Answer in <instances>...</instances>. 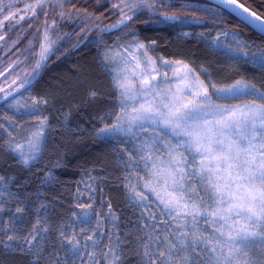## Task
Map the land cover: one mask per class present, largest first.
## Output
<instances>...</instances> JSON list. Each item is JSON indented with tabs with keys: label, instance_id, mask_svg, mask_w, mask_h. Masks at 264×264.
I'll list each match as a JSON object with an SVG mask.
<instances>
[{
	"label": "trees",
	"instance_id": "obj_1",
	"mask_svg": "<svg viewBox=\"0 0 264 264\" xmlns=\"http://www.w3.org/2000/svg\"><path fill=\"white\" fill-rule=\"evenodd\" d=\"M156 1L153 10H141L112 30V25L124 19L119 10L121 0L63 1L66 13L75 11L78 22H60L67 36L33 81L18 92L27 100H36V112L47 119L42 151L33 162L24 164L8 146L2 122L10 99L0 102V264H73L67 238L73 243L80 241V254L85 252V240L65 231L85 212L110 219L113 247L117 236L121 242L122 264H143L141 239H147L149 233L162 236L161 230H153L156 224L145 221L142 206L129 197L125 187L129 165L122 146L130 139L100 136L99 130L116 120L120 108L119 92L104 62V50L114 42L135 37L150 43L163 57L186 60L195 68H210L219 83L244 77L255 79L264 90V69L236 60L241 55L235 52V45L221 46L217 37L227 33L240 46L260 50L263 35L206 0ZM239 1L264 18V0ZM163 13L180 19L167 21ZM50 16L44 8L23 22L0 23L5 28L0 35V61L12 60L18 48L24 50L31 43L33 53L29 55L34 57L40 32ZM96 26L105 32L93 40ZM110 211L116 219L109 217ZM108 234L100 235L102 244ZM9 236L14 239L9 240ZM96 252L97 244L93 255ZM83 257L87 262L86 253Z\"/></svg>",
	"mask_w": 264,
	"mask_h": 264
},
{
	"label": "snow or ice",
	"instance_id": "obj_2",
	"mask_svg": "<svg viewBox=\"0 0 264 264\" xmlns=\"http://www.w3.org/2000/svg\"><path fill=\"white\" fill-rule=\"evenodd\" d=\"M121 3L132 15L125 13L120 24L132 20L138 10L155 7V0H121ZM221 3L249 12L237 0H221ZM167 6L174 7L171 4ZM187 7L182 5V8ZM3 10L0 7V11ZM120 10L123 12V8ZM250 15L256 21H262L259 27L264 30V18L255 12ZM163 18L177 21L180 16L163 13ZM117 26L112 25L113 28ZM137 47L144 48V45ZM41 49V60L37 61L33 72L41 68L42 60L47 59L49 45L42 44ZM144 55L146 57L147 53ZM260 60L264 66V54ZM184 67L187 68L186 65ZM191 72L188 69L180 78L179 83L184 87L177 88L179 95L169 89L171 98L168 93L161 95L157 92L147 79L143 80L140 94L153 99H146L139 108H132L136 114L131 116L129 128L118 126L122 117L117 115V124L99 130L115 134L131 131L134 126L144 129L145 123L154 125L159 136L153 138L152 144L156 152L163 148L168 160L149 164L153 159L151 154L141 157L145 160L144 168L148 175L143 187L162 205L161 212L171 219L191 217L190 228L187 223L178 224V230L172 232L171 239L167 236L161 239L159 235L153 237L151 233L147 234V239L142 238L143 264H264V91L241 80L224 88H217L210 80L205 84L195 76L191 77L194 84L185 83ZM113 82L114 87L120 89L123 112L129 101L136 102L137 95L118 75L113 77ZM213 96L217 99H244L246 102L221 105L213 101ZM157 97L160 102L153 103ZM43 126L42 122L29 137V150L33 153L39 149ZM16 150L21 157L24 156L22 145H17ZM23 162L28 163L27 160ZM131 192L134 202L144 204L148 200L144 192L136 191L135 186L131 187ZM108 215L116 219L111 211ZM148 216L154 221L157 219L152 211ZM201 219L211 227L207 236L197 227ZM79 222L90 224L91 215L85 212ZM162 222L167 225V220ZM152 227L155 230L156 226ZM61 236L65 233L62 232ZM8 239L14 237L9 236ZM87 240L93 241V236L89 235ZM153 240L157 243L153 244ZM67 242L70 245L68 255L75 264V259L80 257V241L73 243L71 238H67ZM97 243L94 241L92 246ZM120 243L117 236L116 246L109 247L105 254L113 258L111 264H122Z\"/></svg>",
	"mask_w": 264,
	"mask_h": 264
},
{
	"label": "rangeland",
	"instance_id": "obj_3",
	"mask_svg": "<svg viewBox=\"0 0 264 264\" xmlns=\"http://www.w3.org/2000/svg\"><path fill=\"white\" fill-rule=\"evenodd\" d=\"M63 1L65 0H39L38 3V0H0V6L5 8L6 15L4 18L10 17V19L16 20L18 22L19 20L21 21L23 18H25V16L28 14L37 15L44 8L51 12V16L47 18L42 28L37 52L34 56V62L31 64L27 56L17 57V59L8 64L4 70V77L0 79V102L10 99L8 103V113L3 116L2 129L7 135L8 146L19 156L22 162L27 160V164L33 162L40 155L48 124L47 119L36 112L35 106L38 104V102L36 100H27L21 94L18 95V92L28 85L25 83V81H33L47 60H42L41 68L36 72H33L37 61L41 60V45L46 43L49 45V51L47 53L48 58L67 36V33L62 29L60 22H68L73 24L78 22V18H76L77 13L75 11L68 12V14L66 13L64 10ZM17 4H21V6H17ZM155 4H157L156 0ZM121 8H123V12H121ZM119 10L121 12L122 18L124 17L125 13L127 15L132 14L126 7H124L122 3ZM141 10L151 11L153 9L144 8ZM141 10H138L137 12ZM61 13H63V15H61ZM10 19L5 18L1 20L0 23H4ZM92 31L94 32V34H92V39L97 40L103 35L105 28L96 26ZM45 35L48 37L47 41H45ZM185 35H188V33L186 32ZM217 37L221 41V46L228 47L227 45L229 44L232 46L235 45L234 47L237 48V51L235 52L241 55L240 58L236 60L244 61L248 67L250 66L257 69H264V66H262L260 60L261 55L264 54V47H262L260 50H254L251 46L244 48L243 46H240V42H238L235 38L229 34L225 35V33L217 35ZM139 44L144 45V48H138L137 45ZM228 51L233 52L232 50ZM26 52L31 53V49H27ZM145 52L147 53L146 57L144 55ZM104 54V62H106L109 66L112 81L113 77L118 75L119 78L129 88L135 91L137 95L136 102L129 101V106L123 112L121 111V108H119L118 115H120L122 118L119 121L118 126H123L124 129L129 128L130 118L136 114L132 112V108H139L146 99H153L150 96L145 97L140 94L142 83L145 79L153 84L156 91L161 95L168 93L169 98H171L169 89H171L172 93L179 95L177 88L184 87V84L179 83V80L184 76L188 69H191L192 72L189 78L185 80V83L194 84L195 82L191 79V77L195 76L198 77L199 80L204 81L205 84H208L210 80L211 83L217 86V88L228 87L238 80L256 85V83H254V81H256L255 79L251 80L244 77H239L228 82L219 83L212 74L210 68L204 66L195 68L186 60L163 57L155 52L153 46L150 43L143 42L136 39L135 37L120 41L118 43L114 42L111 46L104 50ZM106 56L107 60L105 59ZM178 61L181 63H177ZM185 65L187 68L184 67ZM22 84L24 87H21ZM256 87L261 90V88H259L257 85ZM117 90L120 93V89L117 88ZM209 90L211 91V89ZM213 101L221 105H242L246 102L244 99H217L216 96H213ZM159 102V97L153 100V103L158 104ZM42 122L44 125L42 129L43 136L39 141L38 151L33 153L29 150L28 140L31 133L35 131ZM114 124H117L116 120L112 124L106 125L103 128H111ZM100 136L103 139L118 136H124L130 139L127 146H122V148L126 150V152H124L125 162H127L129 165L127 171V185L129 189L128 194L131 198L133 195L131 192V187L135 186L137 192H144V195L148 197V200L144 202V204H147V207H145L144 204L136 202L142 206L143 210H141V212L143 213L145 221L149 219L151 225L156 224V228L161 230V237L163 238L167 236L171 239L172 232L178 230V224L187 223L190 228V216L187 218L178 217L176 220L171 219L166 213L161 212L162 205H160L159 202L156 201V198L152 196L151 193L147 192V190H145L143 187L144 183L148 180V175L147 169L144 168L145 160L141 157L151 154L153 159L149 161V164L153 162L159 164L161 160H168V156L164 152L163 148H161L159 152H156L155 146L152 144L153 138L159 136V131L155 128V126L145 123L144 129L134 126L132 127L131 131L116 132L115 134L100 132ZM33 143H36V141L34 140ZM17 145L23 146V157L20 156L19 150H16ZM33 156H35V159L32 158ZM157 157H159V159H157ZM201 195L203 194L201 193ZM137 200H139V197ZM149 211L155 213L157 217L155 221L149 218ZM109 220L110 219L105 216H91L90 224H81L79 220L73 219L74 223L69 225V228H67L65 231L66 235L81 236L84 237L85 240L83 243L85 252L81 253L80 257L75 259V264H111L113 258L111 255H105L108 253L109 247L114 246L111 239L112 227H110ZM164 220H167V225L162 222ZM97 222H99V228H97ZM197 227L205 236L209 235L211 232V227L208 224H205L202 219ZM106 234H108V236L106 241L102 244V238L100 235ZM89 235L93 236V241L87 240ZM97 237H100L97 243L98 252L93 255L92 244L94 241H96ZM154 244H156V241ZM85 245L88 246L85 247ZM85 253L87 254V262L83 257Z\"/></svg>",
	"mask_w": 264,
	"mask_h": 264
},
{
	"label": "water",
	"instance_id": "obj_4",
	"mask_svg": "<svg viewBox=\"0 0 264 264\" xmlns=\"http://www.w3.org/2000/svg\"><path fill=\"white\" fill-rule=\"evenodd\" d=\"M208 2H211L217 6H220L221 8L229 11L230 13H232L233 15H235L237 18H239L240 20H242L243 22H245L246 24H248L249 26H251L253 29H255L259 34L264 36V30H262L259 25L261 24L262 21H256L255 17L252 16V18H250V13L254 12L253 10H251L249 7L245 6L243 3H241L239 0H237L238 3L243 4L244 7L248 8L249 12H244L243 8H238L235 5H226L224 3H221V0H206ZM235 8V10H233ZM256 13V12H255ZM257 14V13H256ZM259 15V14H257ZM260 16V15H259ZM262 17V16H261ZM263 18V17H262ZM126 21V20H125ZM250 21H254L251 22ZM116 25L120 26L122 24L117 23ZM117 26V27H118ZM116 28V27H115ZM114 29L113 27H111L109 30Z\"/></svg>",
	"mask_w": 264,
	"mask_h": 264
},
{
	"label": "flooded vegetation",
	"instance_id": "obj_5",
	"mask_svg": "<svg viewBox=\"0 0 264 264\" xmlns=\"http://www.w3.org/2000/svg\"><path fill=\"white\" fill-rule=\"evenodd\" d=\"M1 5V4H0ZM19 6H21V4L19 5ZM1 7V6H0ZM4 10L3 11H0V22H1V20H3V19H5L4 18V16L6 15L5 14V8L4 7H2ZM31 16H34L33 14H28V15H26L25 16V18H23L21 21L19 20V22L18 21H16V20H13V19H10V20H8V21H6V22H15L16 24L17 23H20V22H23V21H25L26 20V18L27 17H31ZM45 23V22H44ZM2 24H4L5 25V22L4 23H2ZM1 25V24H0ZM4 25L3 26H0V35H2V33H3V30L5 29L4 28ZM44 26V25H43ZM42 31V30H41ZM40 36H41V32H40V35H39V38H38V41H40ZM2 43H3V41L2 40H0V50H1V48H2ZM38 44H39V42H38ZM33 47V44L31 43V45L28 47V48H26V49H24V50H21V48H18L17 49V55L12 59V60H9V61H5L4 59H2L0 62V79H2V77H4V75H5V68L8 66V64L10 63V62H12V61H14L15 59H17V57H24V56H27L28 57V60H29V62L32 64L33 62H34V57H31L30 55H29V53H27L26 52V50L27 49H29V48H32ZM37 47H38V45H37ZM31 53H33V51H31ZM4 63H7L6 65H4L3 66V64ZM2 66V67H1Z\"/></svg>",
	"mask_w": 264,
	"mask_h": 264
},
{
	"label": "bare ground",
	"instance_id": "obj_6",
	"mask_svg": "<svg viewBox=\"0 0 264 264\" xmlns=\"http://www.w3.org/2000/svg\"><path fill=\"white\" fill-rule=\"evenodd\" d=\"M250 18H252V16H250Z\"/></svg>",
	"mask_w": 264,
	"mask_h": 264
}]
</instances>
